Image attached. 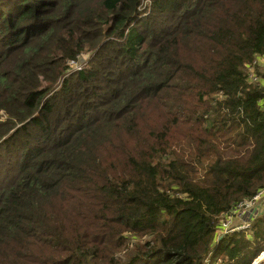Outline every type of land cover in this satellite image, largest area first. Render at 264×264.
<instances>
[{
	"label": "trees",
	"instance_id": "obj_1",
	"mask_svg": "<svg viewBox=\"0 0 264 264\" xmlns=\"http://www.w3.org/2000/svg\"><path fill=\"white\" fill-rule=\"evenodd\" d=\"M143 3L0 0V264L264 249V0Z\"/></svg>",
	"mask_w": 264,
	"mask_h": 264
},
{
	"label": "rangeland",
	"instance_id": "obj_2",
	"mask_svg": "<svg viewBox=\"0 0 264 264\" xmlns=\"http://www.w3.org/2000/svg\"><path fill=\"white\" fill-rule=\"evenodd\" d=\"M143 6H145V5H147V0H144V3L142 4ZM142 6V7H143ZM90 54L91 53H89V52H86V53H84V57L86 58V59H88L89 58V56H90ZM261 60H264V59H261ZM263 62V61H262ZM74 65H73V67L74 68H78L79 66L77 65V64H75V63H73ZM264 64V63H263ZM260 72L261 73H263L264 72V65L263 66H260ZM258 82H260V81H258ZM258 82H256V83H258ZM239 208V207H238ZM238 208H237V210H238ZM253 209H255L256 210V212L255 211H253ZM264 210V196L260 199V201H259V204H257V205H253V207L250 209V210H246V212H245V216H244V219H241V218H234V219H229V217L228 216H226V214H225V216H221V220H220V224L222 223V222H226V221H230V226H233L232 228L233 229H235L236 228V226H242L243 228H239V229H235V230H248L249 228H250V225H251V223H252V221L254 220V218H255V216L257 215V214H259L260 212L262 213V211ZM235 215H239V213L238 212H236L235 213ZM243 220H245V224H243L242 223V221ZM231 232V231H230ZM226 233H228V232H226ZM226 233H224L223 232V230L221 229V228H219L218 229V231H217V237H220V236H222V235H224V234H226ZM221 258V257H220ZM217 259L216 260V262L214 263V264H221V261H222V259ZM258 261V262H257ZM257 262V263H256ZM252 264H264V249L257 255V257L252 261Z\"/></svg>",
	"mask_w": 264,
	"mask_h": 264
},
{
	"label": "built area",
	"instance_id": "obj_3",
	"mask_svg": "<svg viewBox=\"0 0 264 264\" xmlns=\"http://www.w3.org/2000/svg\"><path fill=\"white\" fill-rule=\"evenodd\" d=\"M261 59H264V57H262ZM261 59H260V61H264ZM250 80L254 81V82L258 81V79L253 75V72L251 74ZM263 196H264V189L262 191L258 192L253 198H251L249 200H245L242 203L238 204L236 206V208L233 211L227 213L226 216H228L229 219H234L236 217L244 219L246 210H250L253 207V205L259 204V201ZM237 208H238V210H237ZM236 212H238L239 215H235ZM242 223L245 224V220H243ZM233 226H230V221H226V222L221 223V229L223 230L224 233L233 231L235 229L243 228L242 226H236V228L233 229L232 228Z\"/></svg>",
	"mask_w": 264,
	"mask_h": 264
},
{
	"label": "water",
	"instance_id": "obj_4",
	"mask_svg": "<svg viewBox=\"0 0 264 264\" xmlns=\"http://www.w3.org/2000/svg\"><path fill=\"white\" fill-rule=\"evenodd\" d=\"M253 211H255V212H256V210H255V209H253Z\"/></svg>",
	"mask_w": 264,
	"mask_h": 264
},
{
	"label": "bare ground",
	"instance_id": "obj_5",
	"mask_svg": "<svg viewBox=\"0 0 264 264\" xmlns=\"http://www.w3.org/2000/svg\"><path fill=\"white\" fill-rule=\"evenodd\" d=\"M257 262H258V261H257ZM257 262H256V263H257Z\"/></svg>",
	"mask_w": 264,
	"mask_h": 264
}]
</instances>
